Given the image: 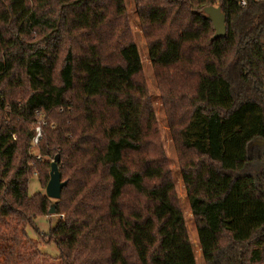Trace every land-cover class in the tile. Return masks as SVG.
Returning a JSON list of instances; mask_svg holds the SVG:
<instances>
[{
  "label": "trees",
  "instance_id": "16d2710c",
  "mask_svg": "<svg viewBox=\"0 0 264 264\" xmlns=\"http://www.w3.org/2000/svg\"><path fill=\"white\" fill-rule=\"evenodd\" d=\"M108 1L109 8L105 0H77L80 9L68 16L31 9L27 0H0V225L24 222L34 229L32 219L49 210L46 198L30 197L25 187L33 155L29 125L45 113L57 122L44 129L46 145L62 153L68 147L76 155L60 198L53 199L55 213L64 216L49 230L64 264H197L170 163L157 144L154 109L143 99L137 45L128 41L110 52L68 45L60 53L56 45L28 41L40 28H61L57 35L66 41L79 34L72 28L92 31L104 14L107 21L123 17L124 0ZM57 3L63 9L70 4ZM185 5L186 21L157 38L169 14L166 4L147 0L146 9H138L147 23L148 57L165 90L201 256L204 264L261 261L264 2L178 3ZM209 5L225 15L223 37L212 38V23L203 13ZM24 86L22 93L13 91ZM17 154L23 155L18 165ZM15 228L0 238L16 242Z\"/></svg>",
  "mask_w": 264,
  "mask_h": 264
},
{
  "label": "rangeland",
  "instance_id": "374dc122",
  "mask_svg": "<svg viewBox=\"0 0 264 264\" xmlns=\"http://www.w3.org/2000/svg\"><path fill=\"white\" fill-rule=\"evenodd\" d=\"M105 1L107 7L109 8V1ZM146 1L147 0H124L126 10L123 17H114L112 20L107 21L108 15L104 14L106 18H104L101 23H98L99 25L92 31L88 30L85 32V29L76 30L72 28V33L79 34L69 36L66 41H63L62 38L57 35V33H61V28H59L57 32L40 28L31 34L28 41L40 42L41 46L45 47L56 45L57 47H60V53L65 50L68 45H70L74 51H78V46L80 45L86 47L92 46L100 52H110L114 47H119L128 41H132L137 45L142 62V74L140 75V79H143L147 91L143 99H150V103L154 109L159 131L157 144L161 145L165 156L169 160L177 194L180 199L181 209L185 218L186 229L189 239L192 242L197 264H204L198 243L195 222L193 220L182 183L177 152L174 149L173 142L171 140L166 117L164 99V97H166L165 90L161 89V84L155 76L153 65L148 57L147 47L149 42L145 33L146 29H148L147 23L142 22L138 9L140 7L146 9ZM183 1L185 0H159L161 4H166L167 9H169V14L170 12L171 14H168V17L165 19V24L162 26L160 31H156L155 29L153 30V32H157L154 33L156 38L164 37L166 34L170 35L173 33L174 29H177L179 24H183L186 21L188 13L186 9L187 5L178 6V3H182ZM27 3L31 9H36V7L42 9L46 7L47 9L54 10L57 13L62 10L65 14L67 12L68 16H72V11L77 12L80 9L77 5V0H69L70 4H67L64 9L60 7L57 0H27ZM176 9L178 10L174 13ZM173 17L175 19L174 23H169ZM123 28H125L127 33H122L124 30ZM26 88L27 87L24 86L16 90L14 89L13 91L15 94H19ZM39 119L44 122L41 126V136L39 139L40 144L38 148H32L31 146L29 148V151L35 156L33 157L32 155L29 158L31 168L25 177V187L27 194L30 197L32 196L37 199L42 197L46 198L47 207L49 209L53 204L55 205L54 200L45 195V186L49 179L50 164L54 162V158L57 156L58 160L56 165L61 174V180H67L68 176L72 174V170H74V166H71V162L74 160L76 155L73 151L69 150L68 147L64 148L65 153H62L59 146H56V148L47 146L46 139L48 136H46L44 129L45 127L54 129L57 122L56 120L50 118V116H46L45 113L41 114ZM36 124L37 123L35 121L33 124L31 123L29 125L30 129L33 128V133ZM52 138L55 140L54 136ZM153 146L154 145H152V143L147 142L146 147L150 154H153ZM42 147L45 148L44 151ZM54 150L56 152H54ZM36 155H39V158H37ZM22 159L23 155L17 154L15 157L16 165H18ZM63 216L64 215H59L57 213L51 214L49 212L45 215L35 216L31 222L35 230L28 224H24V222H20L21 224L17 225L16 223H10L8 226L0 225V235H2V233L7 234L8 232L13 231L16 227L15 233L12 234L16 237V242L9 238H0V250H2L0 253V264L4 261V257L8 259L4 264H64L63 260L60 259L59 252L54 243V238L51 236L49 231L57 219L62 218ZM249 248L252 249V245H249ZM86 255L87 254L85 253L83 254V256ZM248 257L249 256L247 255V258ZM92 259V263L98 262V256L96 254H92L91 260ZM246 264H264V259L256 262H246Z\"/></svg>",
  "mask_w": 264,
  "mask_h": 264
},
{
  "label": "water",
  "instance_id": "95a60500",
  "mask_svg": "<svg viewBox=\"0 0 264 264\" xmlns=\"http://www.w3.org/2000/svg\"><path fill=\"white\" fill-rule=\"evenodd\" d=\"M203 13L206 15L208 20L211 21L214 34L213 39L223 37L226 34L225 15L217 5H209L204 7ZM58 157L55 156L54 162L50 164L49 179L45 186V195L50 199H59L61 196L62 188L66 185V181L61 180V174L57 167ZM55 205L53 204L48 212L55 213Z\"/></svg>",
  "mask_w": 264,
  "mask_h": 264
},
{
  "label": "built area",
  "instance_id": "2783aa9c",
  "mask_svg": "<svg viewBox=\"0 0 264 264\" xmlns=\"http://www.w3.org/2000/svg\"><path fill=\"white\" fill-rule=\"evenodd\" d=\"M237 3L240 5V6H246L247 3L250 1V0H236ZM252 1H256V2H264V0H252ZM37 115H39V111L37 110L35 112ZM36 126L34 128V136L32 138V142H31V147H36L38 142H39V139H40V136H41V126L42 124L44 123L41 119H38L37 122H36ZM12 137L15 138V134H12ZM37 158H39V155H36Z\"/></svg>",
  "mask_w": 264,
  "mask_h": 264
}]
</instances>
